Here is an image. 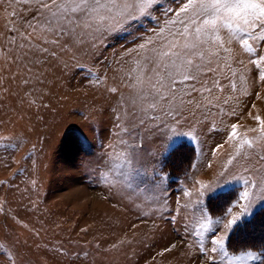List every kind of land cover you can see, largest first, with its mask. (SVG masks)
<instances>
[{
	"label": "rangeland",
	"instance_id": "obj_1",
	"mask_svg": "<svg viewBox=\"0 0 264 264\" xmlns=\"http://www.w3.org/2000/svg\"><path fill=\"white\" fill-rule=\"evenodd\" d=\"M183 2L160 0L134 25L93 34L48 31L38 0H0V264H264V250L230 248L264 208V192L242 179L264 161L252 152L227 163L232 126L257 138L264 119V65L253 63L264 41L251 54L226 44L196 80H178L175 119L144 110L128 77L140 44L179 29L170 21ZM244 190L249 215L232 231L202 226V209L215 219ZM239 237L263 239L264 217Z\"/></svg>",
	"mask_w": 264,
	"mask_h": 264
},
{
	"label": "snow or ice",
	"instance_id": "obj_2",
	"mask_svg": "<svg viewBox=\"0 0 264 264\" xmlns=\"http://www.w3.org/2000/svg\"><path fill=\"white\" fill-rule=\"evenodd\" d=\"M47 11L46 21L48 31L75 32L77 28L90 29L91 33L107 34L121 28L134 25L140 17L150 15L154 6L160 5V0H38ZM176 20L172 25L179 24V29H161L156 40L140 44L144 50L134 67L128 73L129 79L137 86V99L146 105V109L159 110L165 116L175 119L176 113L185 103L175 84L188 80H196L197 73L203 71L202 65L211 63V57L219 55L218 49L230 52L226 44L236 42L246 53H254L253 41H264V0H184L178 11L174 13ZM259 68L264 65V56L253 61ZM230 67V65H228ZM154 72V77L149 76ZM235 77V71L232 72ZM241 83L246 85L243 77ZM259 79L264 81V72ZM231 87L237 85L233 79ZM246 87L244 91L246 92ZM115 91V89H112ZM133 104L137 101L133 100ZM257 138L241 136L239 125L232 126L230 141L234 142V153L228 160V165L234 161L250 159L252 152L259 157L257 163L264 161V153L258 150L264 147V119L256 118ZM259 142V144H258ZM218 150V149H217ZM251 150V151H249ZM244 170L250 172L247 178H242L249 189H259L264 192V171L260 168ZM204 187V186H202ZM191 195V193H186ZM203 195V192H201ZM253 193L244 190L239 199L228 204L223 213L215 219L208 217L201 210L203 227L213 225L232 231L244 216L249 215ZM239 208L240 213H234ZM197 235L199 231L197 230ZM226 236H218L212 241L220 250L224 248ZM213 252L217 248L212 249ZM252 259H260V254L248 252Z\"/></svg>",
	"mask_w": 264,
	"mask_h": 264
},
{
	"label": "trees",
	"instance_id": "obj_3",
	"mask_svg": "<svg viewBox=\"0 0 264 264\" xmlns=\"http://www.w3.org/2000/svg\"><path fill=\"white\" fill-rule=\"evenodd\" d=\"M180 148V147H179ZM187 149H189V151L191 153H193V147L192 146H187ZM192 149V150H191ZM174 153V152H173ZM181 155H184V153H182ZM185 156V155H184ZM187 157V155H186ZM169 165L171 164L170 161L167 162ZM264 217V208H262L260 211H258L254 217L249 220L246 221L244 223H242V225L238 226V228L235 230L234 234L232 235V238L234 240V245L230 246V248H232L231 250L234 252L236 251H246L249 249H253V250H264V238L263 239H256L254 240V244L247 242V239H243L241 237H239V235L247 230L249 227H251L253 224H255L256 220L258 218H263ZM260 230V229H259ZM237 245V247H235Z\"/></svg>",
	"mask_w": 264,
	"mask_h": 264
}]
</instances>
